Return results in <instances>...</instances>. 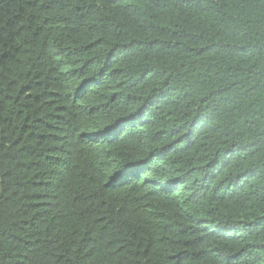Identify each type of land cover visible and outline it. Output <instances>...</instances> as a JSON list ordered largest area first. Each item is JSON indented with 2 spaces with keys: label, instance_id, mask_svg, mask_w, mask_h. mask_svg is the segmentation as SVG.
<instances>
[{
  "label": "trees",
  "instance_id": "1",
  "mask_svg": "<svg viewBox=\"0 0 264 264\" xmlns=\"http://www.w3.org/2000/svg\"><path fill=\"white\" fill-rule=\"evenodd\" d=\"M0 264H264V0H0Z\"/></svg>",
  "mask_w": 264,
  "mask_h": 264
}]
</instances>
